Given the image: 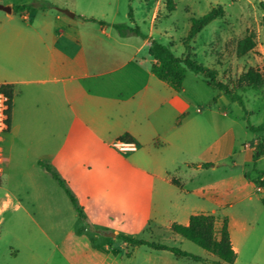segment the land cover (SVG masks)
Returning <instances> with one entry per match:
<instances>
[{
    "label": "rangeland",
    "instance_id": "1",
    "mask_svg": "<svg viewBox=\"0 0 264 264\" xmlns=\"http://www.w3.org/2000/svg\"><path fill=\"white\" fill-rule=\"evenodd\" d=\"M33 1L37 0H11L14 4ZM46 1L51 7L45 10L33 7L29 12L37 29L82 33L88 45L92 43L110 54L118 52L121 58V54L125 57L134 54L135 46L143 38L134 33L122 36L112 24L137 25L142 34L147 36L152 32L151 38L168 44L176 56H189L215 69L217 79L241 96L244 109L227 96H224L226 100L219 99L222 93L212 89L202 76L188 70L183 87L192 102L190 116L196 118V141L184 157L187 162L180 161L177 169L169 174L180 177L187 191L158 179L150 191L148 187L144 189L145 183L133 181L126 185L122 203L96 197L94 221L82 207L84 217L77 213L61 187L54 186L53 194L47 192L44 196L39 185H33V180L25 177L21 187L28 192L21 197L25 208L15 210L11 206L0 215V264H213L210 262L216 259L213 254L173 233L169 227L172 218L181 223L188 214L212 212L215 206L197 195L205 199L215 197L223 203L215 209L216 225L223 217L232 219L231 236L238 248L234 264H264V204L261 202L264 192L257 191L255 183L259 172H264V154L255 166L250 159L262 132L248 128V123L264 124V27L261 25L264 0ZM216 6L222 7L223 15L187 41L191 19ZM129 8L134 22L129 21ZM62 9L72 12L73 16ZM5 12L0 9V15ZM12 15L20 16L16 12ZM99 20L104 24H99ZM102 31L110 33L111 38ZM249 34L253 35L255 46L244 54L238 53V40ZM145 53H137V59ZM202 116H209V123L201 121ZM225 133L229 138L230 156L207 161L214 154V143L225 142ZM203 163L210 165L203 166ZM97 171L98 167L96 175ZM17 187L14 179L6 181L3 177L0 198L6 188L18 192ZM113 229L119 230L117 235L177 247L210 261H196L146 245L132 246L112 236Z\"/></svg>",
    "mask_w": 264,
    "mask_h": 264
},
{
    "label": "crops",
    "instance_id": "2",
    "mask_svg": "<svg viewBox=\"0 0 264 264\" xmlns=\"http://www.w3.org/2000/svg\"><path fill=\"white\" fill-rule=\"evenodd\" d=\"M0 3L15 5L11 0ZM12 12L0 15V84L12 85L14 92L2 142L6 171L0 182L12 178L20 189L6 188L0 215L11 206L25 208L21 198L25 177L39 185L44 196L53 194L54 186L60 188L40 162L58 173L94 221L96 197L122 203L126 185L133 181L145 183L144 189L151 191L158 179L186 192L181 178L169 174L177 163L187 162L184 157L195 146L196 118L190 116L192 102L186 88L176 91L151 72L152 32L135 46L134 54L120 58L118 52L88 45L82 33L39 30L29 13L16 18ZM101 33L111 38L110 33ZM140 51L147 53L138 60ZM224 96L218 98L226 100ZM199 119L210 121L209 116ZM124 134L133 138L136 149L119 148ZM225 134V142L214 143V154L207 161L230 156ZM197 196L215 206L211 213H201L216 215L215 209L223 206L215 197ZM190 215L181 223L172 218L169 227L187 224ZM227 218L230 231L232 219ZM230 239L237 257L231 231Z\"/></svg>",
    "mask_w": 264,
    "mask_h": 264
},
{
    "label": "trees",
    "instance_id": "3",
    "mask_svg": "<svg viewBox=\"0 0 264 264\" xmlns=\"http://www.w3.org/2000/svg\"><path fill=\"white\" fill-rule=\"evenodd\" d=\"M33 7H38L45 10L51 7V4L46 0H37L29 3L15 4L12 5V11L19 13L20 15H25L29 13ZM224 11L221 6L213 7L206 14L199 16L197 18L191 19V25L186 36V40L190 41L193 37L200 32L204 26H206L210 21L217 17H221ZM128 17L130 22H134L132 9L129 8ZM90 20H94L90 18ZM99 24L103 25V21H98ZM261 25L264 27V15L261 18ZM112 27L116 29L120 35L124 36L128 33H134L141 36L143 39L147 38L146 35L142 34L137 25L131 27L126 23H113ZM255 46V41L253 35L249 34L241 38L237 42V51L240 54H244L251 50ZM148 54L153 58V63L151 65V72L161 81L167 83L171 88L176 91L182 89L183 82L188 70L195 74L202 76L206 79L208 85L223 94L228 96L231 101L237 102L244 109V103L240 95L230 91L228 86L217 79V73L215 69L206 67L189 56H176L168 44L160 43L159 41L150 38L148 46ZM0 92H3L9 97V110H8V129L10 124V110H11V99L13 98V87L10 84H0ZM248 128L253 132H262L261 137L256 141L252 160L255 166L256 160L259 156L264 154V124L254 126L248 123ZM122 141H133V138L129 134H124L119 137ZM44 165L46 169L51 174L52 178L57 182V184L64 190L68 196L70 202L72 203L74 209L77 213L84 217L83 210L81 206L77 203L75 196L69 190L65 181L54 171L50 165L40 162ZM210 163H203V166H208ZM259 191L264 192V172L260 171L258 178L255 180ZM261 202L264 204V195L261 197ZM217 224L216 216L213 214L197 213L191 214L187 224L173 223L170 227L171 231L177 235L186 238L204 250L213 254L216 259L208 260L200 256L190 254L183 251L177 247H171L162 243L148 242L143 239H135L125 235H116L121 238L124 242L131 244L132 246L146 245L151 248L159 250H169L178 256L190 257L196 261H210L213 264H233L236 253L232 247L230 239V231L228 225V218L223 217Z\"/></svg>",
    "mask_w": 264,
    "mask_h": 264
},
{
    "label": "built area",
    "instance_id": "4",
    "mask_svg": "<svg viewBox=\"0 0 264 264\" xmlns=\"http://www.w3.org/2000/svg\"><path fill=\"white\" fill-rule=\"evenodd\" d=\"M9 97L0 92V177L5 168V154L2 146L5 133L8 131V110ZM119 148L123 150H134L136 144L134 141H123L119 143Z\"/></svg>",
    "mask_w": 264,
    "mask_h": 264
},
{
    "label": "water",
    "instance_id": "5",
    "mask_svg": "<svg viewBox=\"0 0 264 264\" xmlns=\"http://www.w3.org/2000/svg\"><path fill=\"white\" fill-rule=\"evenodd\" d=\"M0 9L1 10H4L6 12H10L12 10L11 6L10 5H5V4H2L0 3ZM63 12H65L66 14H68L69 16H73V13L66 10V9H62ZM112 236H114V234H111Z\"/></svg>",
    "mask_w": 264,
    "mask_h": 264
}]
</instances>
